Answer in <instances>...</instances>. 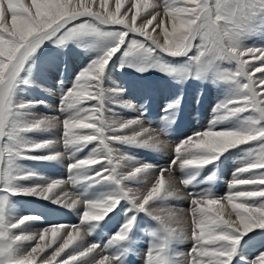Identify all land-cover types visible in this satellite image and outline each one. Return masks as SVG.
I'll return each instance as SVG.
<instances>
[{
  "label": "snow or ice",
  "instance_id": "1",
  "mask_svg": "<svg viewBox=\"0 0 264 264\" xmlns=\"http://www.w3.org/2000/svg\"><path fill=\"white\" fill-rule=\"evenodd\" d=\"M122 8L125 0L114 7L110 0H0V264H128L145 231L143 264H264V0H129ZM73 45L86 63L65 83L60 66ZM113 69L140 78L139 108L134 97L123 99L124 87L107 86ZM54 73L61 77L56 114H38L48 105L29 92H51L44 85ZM153 74L176 89L158 119H148L161 90L148 79ZM190 82L196 105L209 86L227 94L208 126L176 143L167 168L141 191L157 166L117 146L164 152ZM116 98L139 114L109 120ZM59 129V141L37 138ZM237 154L228 191L218 197L211 185ZM65 157L67 179H49L28 163ZM185 190L187 210L173 206ZM18 197L76 212L79 223L32 232L43 216L18 213ZM116 216L121 222L106 242L86 241ZM148 223L155 226L146 230ZM188 241L187 253L176 251Z\"/></svg>",
  "mask_w": 264,
  "mask_h": 264
},
{
  "label": "rangeland",
  "instance_id": "2",
  "mask_svg": "<svg viewBox=\"0 0 264 264\" xmlns=\"http://www.w3.org/2000/svg\"><path fill=\"white\" fill-rule=\"evenodd\" d=\"M150 3L156 2V0H149ZM112 2H115L113 0ZM129 2V0H128ZM162 14V10H161ZM140 39H143L140 37ZM259 42V41H257ZM83 49H77L75 46H72V49L69 50L68 56L65 57L66 60L69 58H73L77 56L79 58L77 66L71 67L69 72L63 74L65 77V83H68V79L79 70L80 67L86 63V57L81 54ZM87 54V53H85ZM119 62L117 61V64ZM57 73H54L52 77L48 80V82L44 85L46 88H51V92H43L40 89H36L34 91L29 92V97H34L39 100H44L47 107L41 105L35 111L38 114H56V110L58 108L59 102V93L60 86L57 79ZM149 80L158 81L160 84V91L153 95L150 104V112L148 119H158L159 115L162 113L160 109L165 102V99L168 95L174 93L176 89L174 87L169 86L166 82V78L159 77L158 74H153L148 77ZM139 80L135 73H132L129 70H125L124 72L117 71L113 69L112 76L108 83V87L113 86V82L116 85L124 87L126 89V94L123 97L124 100H129L134 97L131 102L136 104V100H140L142 102L141 93L139 91ZM203 91V95L201 97V102L199 105L194 103V96L197 92V83L190 82L187 86H185V104L183 112L177 119V122L174 126V131L171 133L170 137H164V139L169 141L168 148L161 153L149 152L145 150L139 149H131L128 147H121V151L128 152L134 156H136L140 160H144L146 162L153 163L157 166V171L154 173L153 177L149 178V182L146 185L139 186L141 191H146L147 187L151 185V182L154 180L155 176L159 175V168H167L169 165L171 158L173 156L172 149L175 144L179 141L183 140L185 137L192 135L196 131L203 130L208 126L209 120L212 118V108L214 105L221 99L225 97L227 94L226 89L223 87L209 86L206 89H201ZM120 98H116L115 102H110L108 107L111 111L106 112V117L109 120L116 119L117 121L120 118L128 119L133 118L138 115V112H131L126 108H123L119 103ZM137 108L139 105L136 104ZM155 126V125H153ZM62 129L56 130L52 134H46L43 137H37L38 139H56L59 141L60 134ZM57 150L63 151L62 142L57 143ZM86 154V153H85ZM67 157H65L63 163H55V162H28L29 165L37 171L42 176H45L49 179H67ZM238 166V154L229 157L227 161H225L219 168L218 179L211 185V189L216 196H223L228 191V183L232 179V173L235 168ZM130 169L125 167L122 168V171L127 172ZM175 176L177 179L180 178L179 170L175 171ZM167 176V173H165ZM131 187H137L136 185H130ZM209 187V185L205 184L200 186V188L195 189L196 191H200L203 188ZM65 190L69 194H73L74 190L71 185H65ZM187 191L185 190V198L179 201H174L173 206L188 209L190 205V198L187 196ZM17 201V212L20 214H36L42 215L43 220L36 222L33 224L30 231H39L42 227L51 225V224H64V225H73L79 223V218L76 212H72L67 209H62L60 206L51 205L47 201L36 200L35 198L30 197H18L15 198ZM82 207V206H81ZM120 217H113L112 221L108 224L103 232H97L92 235L86 237V241L88 243H92L95 241H100L101 243L106 242L108 236L111 232L118 227L120 223ZM154 223H148L143 225L146 230H150L154 227ZM37 229V230H36ZM151 237H149L145 232H139L137 237V244L135 246V251L127 258L128 264H143V257L146 253L148 243ZM191 247V242H185L184 244L177 245L176 251L187 253ZM51 250H49L50 252Z\"/></svg>",
  "mask_w": 264,
  "mask_h": 264
},
{
  "label": "bare ground",
  "instance_id": "3",
  "mask_svg": "<svg viewBox=\"0 0 264 264\" xmlns=\"http://www.w3.org/2000/svg\"><path fill=\"white\" fill-rule=\"evenodd\" d=\"M113 0H110V4H111V6H113L114 7V3L115 2H112ZM150 2V1H149ZM128 0H125V8L128 6ZM152 3V2H151ZM125 8H122V11H124L125 10ZM140 21H139V18H138V23H139ZM153 35H156V33H153ZM159 39H160V41L161 42H163V37L162 36H160L159 37ZM186 210V209H185ZM37 230V229H36ZM33 232V231H32ZM35 232H38V231H35Z\"/></svg>",
  "mask_w": 264,
  "mask_h": 264
}]
</instances>
